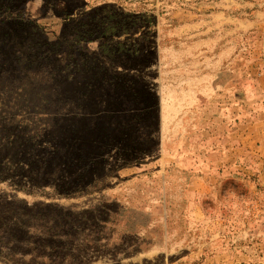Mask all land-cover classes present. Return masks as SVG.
<instances>
[{"label": "rangeland", "instance_id": "1", "mask_svg": "<svg viewBox=\"0 0 264 264\" xmlns=\"http://www.w3.org/2000/svg\"><path fill=\"white\" fill-rule=\"evenodd\" d=\"M252 78L264 0H0V264H264V158L179 178Z\"/></svg>", "mask_w": 264, "mask_h": 264}, {"label": "crops", "instance_id": "2", "mask_svg": "<svg viewBox=\"0 0 264 264\" xmlns=\"http://www.w3.org/2000/svg\"><path fill=\"white\" fill-rule=\"evenodd\" d=\"M238 81L235 78L234 83ZM246 84L251 95L239 104L238 117L233 122L219 121V112L211 111L212 129L196 139L193 159H179V178L184 184L188 185L192 179L213 180L219 174H232L243 169L239 165L246 160L263 162L262 148L252 144L256 135L263 137L264 134L263 80L252 78Z\"/></svg>", "mask_w": 264, "mask_h": 264}]
</instances>
